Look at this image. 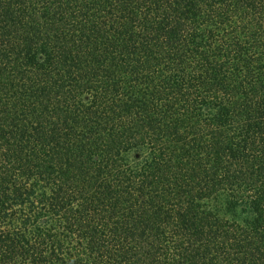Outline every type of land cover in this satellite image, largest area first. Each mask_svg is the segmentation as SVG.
Instances as JSON below:
<instances>
[{
	"label": "trees",
	"instance_id": "16d2710c",
	"mask_svg": "<svg viewBox=\"0 0 264 264\" xmlns=\"http://www.w3.org/2000/svg\"><path fill=\"white\" fill-rule=\"evenodd\" d=\"M0 264H264V0H0Z\"/></svg>",
	"mask_w": 264,
	"mask_h": 264
}]
</instances>
